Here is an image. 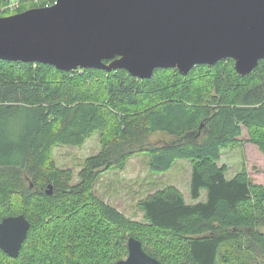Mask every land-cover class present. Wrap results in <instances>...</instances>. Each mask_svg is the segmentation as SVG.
<instances>
[{
    "label": "trees",
    "instance_id": "trees-1",
    "mask_svg": "<svg viewBox=\"0 0 264 264\" xmlns=\"http://www.w3.org/2000/svg\"><path fill=\"white\" fill-rule=\"evenodd\" d=\"M32 7L22 1L15 11ZM243 129L264 153V58L246 75L225 57L145 79L0 59V220L23 214L30 223L18 256L0 249V264H114L130 236L162 264H264V186L244 171L227 177L216 163ZM157 131L172 139L150 144ZM95 132L99 150L73 184L52 148L79 146ZM142 151L152 171L189 160L190 197L204 189L206 199L187 203L168 185L138 201V221L93 194L99 174Z\"/></svg>",
    "mask_w": 264,
    "mask_h": 264
},
{
    "label": "water",
    "instance_id": "water-1",
    "mask_svg": "<svg viewBox=\"0 0 264 264\" xmlns=\"http://www.w3.org/2000/svg\"><path fill=\"white\" fill-rule=\"evenodd\" d=\"M225 57L241 75L264 58V0H55L0 15V59L8 61L124 69L145 79L157 68L186 75ZM29 226L23 214L3 217L0 249L17 257ZM114 264L162 263L130 236L127 257Z\"/></svg>",
    "mask_w": 264,
    "mask_h": 264
},
{
    "label": "rangeland",
    "instance_id": "rangeland-1",
    "mask_svg": "<svg viewBox=\"0 0 264 264\" xmlns=\"http://www.w3.org/2000/svg\"><path fill=\"white\" fill-rule=\"evenodd\" d=\"M3 3L6 4L7 1H3ZM15 12L10 11L8 14ZM171 139V136L162 131H157L148 137L150 144H162ZM99 146V134L95 132L79 146H53L52 160L58 168L71 170L72 183L75 184L80 180L78 173L82 169L86 157L95 154L99 150ZM216 163L218 166L224 167L227 177L244 171L253 183L264 186V153L256 143L249 140L248 132L245 129L234 144L221 149ZM149 164L150 156L147 152L135 153L127 160L122 169L112 167L99 174L91 191L128 218L138 221H144L142 212L137 208L138 201L168 185H177L181 190L176 187L187 203L206 199L204 189L201 190V196L198 199L190 197L189 180L192 164L189 160L177 159L164 171H152ZM168 244L170 247L175 246L176 251L179 252L176 242ZM126 257L127 254L121 259Z\"/></svg>",
    "mask_w": 264,
    "mask_h": 264
},
{
    "label": "built area",
    "instance_id": "built-area-1",
    "mask_svg": "<svg viewBox=\"0 0 264 264\" xmlns=\"http://www.w3.org/2000/svg\"><path fill=\"white\" fill-rule=\"evenodd\" d=\"M2 1H7V3L0 4V14L7 13V12L10 13V11H15L16 9H18L22 1L24 2L31 1L33 3H37L38 6L42 5V3H44L43 6H49L55 2V0H2ZM42 1H45V2H42Z\"/></svg>",
    "mask_w": 264,
    "mask_h": 264
},
{
    "label": "crops",
    "instance_id": "crops-1",
    "mask_svg": "<svg viewBox=\"0 0 264 264\" xmlns=\"http://www.w3.org/2000/svg\"><path fill=\"white\" fill-rule=\"evenodd\" d=\"M177 186V185H176ZM178 187V186H177ZM179 188V187H178ZM180 189V188H179ZM181 190V189H180Z\"/></svg>",
    "mask_w": 264,
    "mask_h": 264
}]
</instances>
